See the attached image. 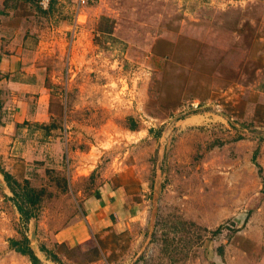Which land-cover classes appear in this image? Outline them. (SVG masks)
<instances>
[{"label":"rangeland","instance_id":"rangeland-1","mask_svg":"<svg viewBox=\"0 0 264 264\" xmlns=\"http://www.w3.org/2000/svg\"><path fill=\"white\" fill-rule=\"evenodd\" d=\"M39 12L54 115L0 141V171L44 192L25 223L0 186V264H31L9 240L33 221L42 264H264V0ZM77 221L88 240L59 243Z\"/></svg>","mask_w":264,"mask_h":264},{"label":"crops","instance_id":"crops-1","mask_svg":"<svg viewBox=\"0 0 264 264\" xmlns=\"http://www.w3.org/2000/svg\"><path fill=\"white\" fill-rule=\"evenodd\" d=\"M41 14L35 1L0 0V99L3 102L0 141L9 143V147L13 146L10 135L17 125L30 123V128L24 127L30 131L38 129L37 125L47 128L54 115L55 102L45 84L42 65L55 48V34L44 29ZM61 40L60 34L59 50L64 47ZM43 53L44 62L41 61ZM102 199L107 202L101 194L88 200L89 209H93L89 212L91 216L99 211ZM94 204L96 210L92 207ZM81 222L60 229L59 243L72 246L87 241L89 236L82 232ZM83 222L86 224L87 218ZM76 226L79 233L73 230Z\"/></svg>","mask_w":264,"mask_h":264},{"label":"trees","instance_id":"trees-1","mask_svg":"<svg viewBox=\"0 0 264 264\" xmlns=\"http://www.w3.org/2000/svg\"><path fill=\"white\" fill-rule=\"evenodd\" d=\"M56 3V2H52ZM51 6V5H50ZM39 7V6H38ZM3 102L0 99V116L2 115ZM19 125H17L18 127ZM39 128H45L44 125H37ZM3 177L12 193L10 199L13 201L20 219L29 223L32 218H37V209L41 205L43 197V189H37L34 185L30 184L29 180L23 179L22 182L14 178L9 172L2 170ZM9 246L14 251L26 255L31 264H42L41 259L35 255L30 248L29 239L26 235H22L20 239L10 238ZM39 249L45 254L46 258L60 263V258L51 249L46 246H40Z\"/></svg>","mask_w":264,"mask_h":264},{"label":"built area","instance_id":"built-area-1","mask_svg":"<svg viewBox=\"0 0 264 264\" xmlns=\"http://www.w3.org/2000/svg\"><path fill=\"white\" fill-rule=\"evenodd\" d=\"M96 0H36L38 6L43 9L47 10L52 2L56 3H66V2H71L73 8L77 11V14H79V11L91 4H93Z\"/></svg>","mask_w":264,"mask_h":264},{"label":"water","instance_id":"water-1","mask_svg":"<svg viewBox=\"0 0 264 264\" xmlns=\"http://www.w3.org/2000/svg\"><path fill=\"white\" fill-rule=\"evenodd\" d=\"M0 186L4 190H9L10 191V189H9V187H8V185H7V183H6L5 179H4L3 174H2L1 171H0ZM32 226L33 227L30 230V238H28L29 239V245H30V240H32L34 238V236H35V230H34L35 222L34 221L32 222ZM30 248L33 250L35 255L39 256V253H38V251L36 249H33L31 246H30Z\"/></svg>","mask_w":264,"mask_h":264}]
</instances>
